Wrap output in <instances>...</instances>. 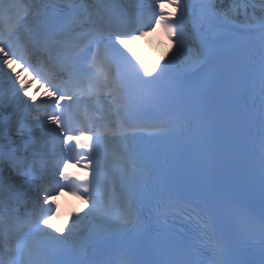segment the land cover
Masks as SVG:
<instances>
[{"label":"snow or ice","instance_id":"obj_1","mask_svg":"<svg viewBox=\"0 0 264 264\" xmlns=\"http://www.w3.org/2000/svg\"><path fill=\"white\" fill-rule=\"evenodd\" d=\"M48 8L37 0H0V65L11 73L6 76L8 87L0 89V109H13L8 116L0 113V203L21 199L18 177L37 183L43 205L49 206L43 208L34 199L27 215L35 219L17 218L16 225L11 217L0 216V264H98L90 254L111 238L146 230L140 206L150 193L133 173L112 165L123 154L122 146L131 152L145 111L183 99L206 113L210 126H217L218 155L227 165L229 132L240 116L232 111L231 97L235 89L252 86L238 85L219 57L244 41H258L264 99V0H228L227 7L218 6L217 0H151L132 13L121 10L115 0H80V7L73 6L66 15H50ZM157 28L173 47L157 64L142 63L125 41ZM36 58L39 62L34 63ZM33 83L37 91L44 89L40 104L35 92L29 96ZM257 118L264 180V106ZM17 126L19 140L10 134ZM35 127L49 134L47 140L33 135ZM73 163L79 172L70 171ZM48 173L51 179H46ZM65 192L83 199L87 211L69 213L61 234L53 235L56 229L44 221L53 215L61 218L56 197ZM194 195L203 199L207 212L213 201L199 191ZM167 206L173 207L172 201ZM81 230L87 238L78 247L66 248L67 237ZM167 243L164 250L180 258L166 264H236L225 258L222 239H210V260L200 258L192 243ZM131 251L132 243L122 239L106 264H135ZM261 257L259 264H264V246Z\"/></svg>","mask_w":264,"mask_h":264},{"label":"bare ground","instance_id":"obj_2","mask_svg":"<svg viewBox=\"0 0 264 264\" xmlns=\"http://www.w3.org/2000/svg\"><path fill=\"white\" fill-rule=\"evenodd\" d=\"M227 6H228V5H224V7H227ZM250 11H251V10H250ZM255 11H256L257 15H260L259 9H256ZM241 19H242V17H241ZM167 53H168V50H166V49H163V50H162V55H163V56H165ZM5 74H6L5 69H3V68L1 67V65H0V78H2V76H4ZM11 109H12L11 107H9V108H5V109H0V113L4 114V113L10 111ZM10 134L12 135V131H11ZM14 179H15V178H14ZM15 180H16V183H17V179H15ZM86 234H87V233H86L84 230H81V231L79 232V234L76 235L75 237H76V238H84V236H86Z\"/></svg>","mask_w":264,"mask_h":264}]
</instances>
